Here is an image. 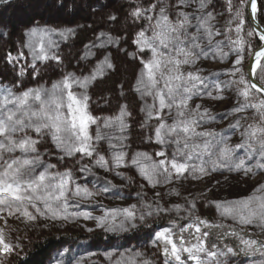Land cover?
<instances>
[{"label": "snow or ice", "instance_id": "6c2138e0", "mask_svg": "<svg viewBox=\"0 0 264 264\" xmlns=\"http://www.w3.org/2000/svg\"><path fill=\"white\" fill-rule=\"evenodd\" d=\"M3 2L5 0H0V3ZM64 7L66 5L60 6L61 9ZM212 8L211 0H193V3L168 0L167 4L164 0H147V6H130L128 16L133 21L144 20L149 24L147 30L141 25V30L132 38L136 52H126L125 55H132L140 67L133 87V91L144 100L140 111L145 113L146 120L140 126L144 128L147 121H156L152 134L146 138L149 144L154 143L159 149L151 154H129L125 151L127 136L124 133L129 127L126 120L132 116L127 104L118 105L117 115L109 117L95 116L90 110L89 89L105 78L109 71L115 70L111 55L100 50L106 44L119 43L120 37L113 39L100 32L93 41L84 45L87 52L79 57L86 60L88 55L97 56L92 68L79 75L76 72H62L61 78L52 83L51 88L17 90L15 84L19 77L29 72V68V74L39 76V63L50 67L54 62L57 68L63 67L65 57L59 53V43L54 37L66 41L76 36V29L30 21L31 26L22 33L16 54L13 55L11 51L3 53L0 59L12 65L16 80L11 87L0 84V220L5 225L0 227V264H5L10 256L21 249L19 237L15 240L9 238L6 216L28 223H35L40 218L48 221L82 218L93 221L96 229L121 232L129 227L134 228L137 220L144 222L147 217L182 207L176 204L169 208L166 203H159L161 193L154 192L156 200L151 203L138 201L123 208H110L99 216L90 212H70V208L79 209L81 201L107 193L115 186L106 180L101 189L93 192L85 186L74 184L73 169L65 167L63 171L57 170V165L66 157L79 154L81 159L90 158L94 167L103 168L106 172L121 168L135 169L153 189L161 183L171 184L186 176L199 181L212 173L223 175L222 170L243 171L250 175L252 168L246 162L257 156L260 159L256 167L264 170V27L256 24L246 32L247 37L256 39L255 46L239 35L245 31L248 22L257 19L258 14L264 17V0H239L238 8L232 4V0H228L227 10L234 12V15L226 30H234L237 34L234 41L228 37L233 46L230 51L236 53L233 64L243 66L245 56L241 55L242 52H246L249 60L247 76L241 73V67L232 69L231 75L238 77V80L229 83L236 85L238 95L243 97L244 102L234 105L229 111L235 119L238 114L254 110L253 122L247 126L242 125L239 119L235 124H229V127L242 129L237 143H231L229 137L203 127L206 121L216 119L209 108L203 104L191 106L194 97L223 99L213 93V89L219 93L221 85H209L199 70L184 71L185 67H194L201 57L206 58L208 52H212L214 57L228 55L221 42L215 39L223 35V31L216 29L212 23L216 19L209 10ZM108 20L116 21L117 17L110 14ZM231 25H234V29ZM247 48L252 50L247 51ZM92 49L97 51L92 52ZM28 56L31 61L21 66ZM257 93L259 99H256ZM147 98H151L152 102L148 103ZM254 99L256 102H253ZM93 125L96 126L94 134L91 130ZM105 129L115 130L119 135H108L102 131ZM45 140L59 150L56 164L47 162L41 153L40 146ZM104 141L108 147L102 150L99 144ZM237 150H243V155ZM102 151L104 154H101ZM76 164L79 166L80 161H76ZM79 171L90 172L91 168L85 163ZM116 175L131 181V177L125 176L122 171H117ZM255 191L264 192V185ZM173 192L179 196L175 189ZM138 196L146 201L143 194L138 193ZM210 203L221 217L238 219L246 225L258 224L264 230V196ZM195 208L193 199L187 209L191 223L186 221L177 226L172 222L173 226L154 232L153 243L164 257L163 264H221L218 257L234 252L231 247L226 248L225 252L213 250L216 246L208 245L206 238L210 232L207 229L222 225L193 216L192 210ZM86 230L92 232L95 229ZM185 233L191 235L195 242L188 241ZM224 235L234 236L237 233L234 230L225 231ZM241 244L244 245L241 249L244 252L264 250V241L242 239ZM68 251L65 248L58 256L63 257ZM106 256L109 260L120 257L116 264H152L139 251L127 254L110 252ZM52 264H63V261L53 258ZM69 264L72 262L69 261ZM77 264L80 262L77 261Z\"/></svg>", "mask_w": 264, "mask_h": 264}, {"label": "rangeland", "instance_id": "374dc122", "mask_svg": "<svg viewBox=\"0 0 264 264\" xmlns=\"http://www.w3.org/2000/svg\"><path fill=\"white\" fill-rule=\"evenodd\" d=\"M80 2H83V7ZM164 2L167 4L168 0H164ZM187 2L193 3V0ZM215 3V9L212 8L211 11L216 19L212 23L216 29L223 31V35L216 37V40L219 38L225 39L224 46L226 45V49L232 48L233 46L226 38V30L223 29L225 16L222 15V10L224 6L219 0H216ZM140 4L147 6V0H109L106 4L104 0H11L4 2L0 6V33H3V35H0V57L7 51H11L13 55L16 54L15 50L20 48L22 33L31 26L30 21L32 23L48 24L52 27H71L77 30L76 36L66 41L54 37L59 43V53L65 57L63 67L57 68L54 62L50 67H46L44 63H39L40 75L29 74L31 72L29 68V72L19 77L15 88L17 90L40 87L51 88L52 83L61 78L62 72H76L77 75L81 72L86 73L96 62L97 56L88 55L86 60H80L79 57L87 52L84 45L93 41L100 32H104L106 36L113 39L120 37L119 43L106 44L105 48L100 50L111 55L115 70L109 71L105 78L98 80L89 89L92 112L95 116L107 112L112 113L114 108H111L116 104V100L113 101L112 99L115 96L107 101L104 99V95L107 96L109 91L111 92L115 87L114 92H118L120 100L118 105H121L124 100L129 103L128 105L132 109L133 119L130 133L132 142L134 141L133 147L137 146V152H148L149 154L159 150L154 143H148L146 139L149 135L147 129L140 126L141 123L145 122L140 111L141 103L139 102L135 111V104L128 93L123 98L121 95L125 90L134 93L135 77L140 71L138 60L132 55H125V53L136 52V48L132 44V38L137 31L141 30L140 26L143 25L145 30L149 28L147 21H133L128 16L130 6ZM61 5H66V7L61 9ZM194 10L195 4H193ZM110 14L115 15L117 20L109 21L108 16ZM261 18L264 22V17L261 16ZM190 31L193 30L190 29ZM81 36L86 38L85 42L80 41ZM248 38L254 40L252 37ZM231 40L236 39L233 37ZM24 51L27 52L26 49ZM96 51V49H92V52ZM241 55L245 56L243 66L233 64L236 57L234 51H232V55L226 62H224L223 57H214L210 52L206 58L201 57L194 67H185L184 69L186 72L199 70L202 76H207L212 71L221 70L220 73L215 74V77H210L213 79H210V83H207L209 85L213 83L220 84V92L216 93L213 89V93L222 96L223 99L210 100L207 97H194L191 106L203 104L209 108L216 119L206 121L203 127L229 137L231 143L240 141L242 129L229 127V124H235L236 119H239L242 125L247 126V124L253 122L251 118L254 114V110L249 109L245 113L238 114L234 119L231 111H229L234 105L244 102L242 97H238L236 85L229 83V81L238 80V77L231 75L233 67H241V73H245L248 57L246 52H242ZM145 58H147V55ZM30 61L31 57L28 56L27 60L21 62V66ZM14 80H16V73L13 71L12 65H7L3 59H0V84L11 87ZM256 99H259V97L256 96ZM150 100L152 101V99ZM253 102H256V100L254 99ZM118 110V106L115 107V113ZM226 112L227 115H225ZM95 130L96 126L93 125V134ZM137 131L142 132V137L137 138ZM106 146L108 147L107 142ZM40 147L45 160L56 164V153L59 150L54 149L48 140H45ZM168 151H171V149H168ZM237 151L240 155H243V150ZM259 159L257 156L246 162L247 166L252 168L250 175H246L243 171L237 173L222 170L223 175L216 172L199 181L193 180L191 176H186L174 180L171 184L161 183L153 189L152 185L147 183L135 169L121 168L106 172L103 168L94 167L90 159L86 157L83 161H80L77 156L66 157L57 165V170L63 171L65 167L73 169L74 184L85 186L93 192L101 189L106 180L115 186L107 193L95 195L87 201H81L79 209L70 208V212H90L95 216H99L110 208H123L138 201L151 203L156 200L154 192L161 193L162 198L159 199V203H166L169 208L176 204L182 207L178 210L162 213L159 216L147 217L144 222L137 220L134 222L136 224L134 228L129 227L127 231L121 232H105L96 229L93 221H86L82 218L67 221H48L40 218L35 223H28L21 222L16 217L6 216L4 218L7 220L6 228L9 238L15 240L16 237H19L21 249L10 256L5 264H12L23 256H28V258L32 256L33 264H52L53 258L62 259L63 264H69V261L72 264H77V261L80 264H116L117 259H120V257L109 260L106 256L107 253L127 254L136 251L143 253L145 258L152 261V264H163L164 257L158 251L157 245L153 243L154 232L163 227L173 226L172 222H175L177 226L184 224L186 221L191 223L188 220L189 212L187 209L190 208V202L193 199L196 204V208L192 210L193 216H199L201 219L213 224L222 225L218 228L207 229L210 232V235L206 238L208 245H215L216 248L213 250L219 249L225 252L228 247L234 249L232 254L218 257L221 264H264V250L241 251L244 248V245L241 244L242 239L264 241V230L258 224L246 225L240 223L238 219L221 217L214 205L210 203V201L217 200L236 201L247 196H264V192L255 191L256 188L264 185V170L256 167ZM76 161H80L79 166ZM193 162L195 163V161ZM85 163L89 164L91 171L81 173L79 168L83 167ZM117 171H122L125 176L131 177L135 183H129L121 176L116 175ZM121 188L126 196L120 192ZM173 189L179 193V196L174 194ZM138 193L146 196V201L142 200ZM0 227H5L2 220H0ZM86 228H94L95 230L88 232ZM229 228L239 231V235L232 237L219 236L215 241H211L212 231L222 232ZM184 235L188 241L195 242L188 233ZM195 235H199V233H195ZM38 246L44 248V252L34 254V250ZM65 248L69 251L63 257H59L58 253L63 252Z\"/></svg>", "mask_w": 264, "mask_h": 264}, {"label": "trees", "instance_id": "16d2710c", "mask_svg": "<svg viewBox=\"0 0 264 264\" xmlns=\"http://www.w3.org/2000/svg\"><path fill=\"white\" fill-rule=\"evenodd\" d=\"M7 1H11V0H5V2H7ZM187 1H190V0H187ZM216 0H211V3L214 5L215 4V6H216ZM220 1V3L224 6V8H223V10H222V15H224L225 17H224V24H223V29L224 30H226L227 29V27L229 26V20L231 19V17L234 15V12L233 13H230V12H228V10H227V8H228V0H219ZM4 3V2H3ZM3 3H0V6H2L3 5ZM232 4L235 6V7H239V0H232ZM215 9V8H214ZM210 11H211V9H209ZM257 18L259 19V21L264 25V22H263V20H262V18H261V16L258 14V16H257ZM231 27H233V29H234V25H231ZM251 28H252V26H251V24H250V22H248V26H246V28H245V31L244 32H242V33H240L239 35L242 37V38H244L245 39V41L247 42V43H251L253 46H255V44H256V39L254 38V40H251L250 38H248L247 36H246V32L248 31V30H251ZM225 34H227L226 35V38L228 39V37H230L231 39L234 37L235 39H237V34L235 33V31L233 30L232 32H228L227 30H226V33ZM81 39H80V41L81 42H85L86 40V38H83L82 36L80 37ZM216 39V38H215ZM218 41H220L221 42V47L223 48V50L225 51V52H227L228 53V55L227 56H225V57H223L224 59H225V61L224 62H226V61H228L229 60V58H230V56L232 55V51H230V48H227L226 49V45L224 46V42H225V39L223 40L222 38H219L218 39ZM248 49V51H251L252 49L251 48H247ZM210 54V52H208V55ZM221 72V70H216V71H212L210 74H207V76H204V77H206L207 79H206V82H208V83H210V77H215V74H218V73H220ZM212 74V75H211ZM244 75L246 76V74L244 73ZM213 79V78H212ZM211 79V80H212ZM116 83V82H115ZM115 86V85H114ZM122 86V85H121ZM122 88V87H121ZM114 89H115V87H113V90L110 92L109 91V93L107 94V96L106 95H104V99H106L107 101L108 100H111L112 99V97H114L112 100L113 101H115V106H113L111 109H113L112 110V113H109V112H107V113H105V114H99V115H97L98 117H109V116H115V115H117V113L118 112H116L115 113V107H117L118 106V104H119V102H120V100H119V97H118V92H114ZM121 91V90H120ZM123 93V95H122V98L124 97V95L126 94V93H128V95L131 97V99H132V101H133V103L135 104L134 105V107H135V111H136V109H137V106L139 105V102L141 103V107L140 108H142L143 106H144V100H142L141 99V97H140V95H139V93H136V92H129L128 90H125L124 92H122ZM238 94V93H237ZM256 96L257 97H259V94L257 93L256 94ZM238 97H241V96H239L238 95ZM243 98V97H242ZM151 98H147V102L148 103H151L152 101L150 100ZM124 104H127V106H128V111H130L131 113H132V109L129 107V103H127L126 101H124L123 100V102L121 103V105H124ZM117 109V108H116ZM90 110H91V112H92V107H91V105H90ZM119 111V110H118ZM92 114H93V112H92ZM94 115V114H93ZM142 118L144 119V120H146V117H145V113L144 112H142ZM132 119H133V116H131V118L130 119H127L126 120V123L129 125V127H128V129H127V131L124 133V135H126L127 136V140L126 141H124V143H125V145L126 144H128L127 146H126V148H125V151L127 152V153H129V154H133V153H136L137 151H138V148H137V146L136 147H133V142H132V139H131V133H130V129H131V126H132ZM137 120H138V118H137ZM155 124H156V121H155V119H153V120H151V121H147V123H146V126H145V128L144 129H147V134H152V128L155 126ZM92 128H93V126H92ZM92 130V129H91ZM93 132V131H92ZM104 133H106V134H108V135H119V133L117 132V131H115V130H107V129H105V131H104ZM136 134H138L137 135V138L139 137H142V132H138L137 131V133ZM99 147L103 150V149H107V146H106V141H104V142H100V144H99ZM101 154H104V152L102 151L101 152ZM76 157V156H75ZM77 157L80 159V161H83V159H81V156L78 154L77 155ZM87 158V157H86ZM107 158V157H106ZM87 159H90V158H87ZM74 171V170H73ZM73 181H74V179H73ZM129 183H135L134 182V179H131V181H129V180H127ZM125 190V189H124ZM120 192L123 194V195H125L126 196V194H125V192L122 190V188L120 189ZM235 231L236 233H237V236L239 235V231H237V230H235V229H231V228H229V229H227V230H224V231H222V232H211V241H215L217 238H219V236L220 237H232L233 235H224V233H225V231H228V232H231V231ZM45 247V246H44ZM37 252H44V248H42L41 246H38V248L36 249V250H34V254H36ZM34 262H33V258H32V256H31V258L29 257L28 258V256H23V257H21V258H19V259H17L16 261H14L12 264H33Z\"/></svg>", "mask_w": 264, "mask_h": 264}, {"label": "water", "instance_id": "95a60500", "mask_svg": "<svg viewBox=\"0 0 264 264\" xmlns=\"http://www.w3.org/2000/svg\"><path fill=\"white\" fill-rule=\"evenodd\" d=\"M250 24H251L252 28H254V27L256 26V24H259L260 27H264V25L259 21L258 18H257L255 21L250 22ZM248 63H249V60L247 61L246 66H245V73H246V76H247V65H248ZM254 79H255V78H253V80H254Z\"/></svg>", "mask_w": 264, "mask_h": 264}, {"label": "bare ground", "instance_id": "6f19581e", "mask_svg": "<svg viewBox=\"0 0 264 264\" xmlns=\"http://www.w3.org/2000/svg\"><path fill=\"white\" fill-rule=\"evenodd\" d=\"M105 1V4L107 3V1H109V0H104ZM81 3V6L83 7V2H80Z\"/></svg>", "mask_w": 264, "mask_h": 264}]
</instances>
